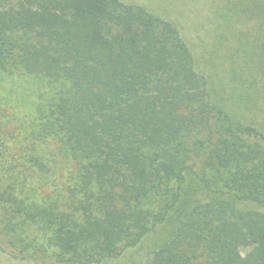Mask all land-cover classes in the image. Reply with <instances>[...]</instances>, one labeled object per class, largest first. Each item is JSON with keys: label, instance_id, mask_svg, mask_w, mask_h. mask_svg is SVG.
Segmentation results:
<instances>
[{"label": "trees", "instance_id": "1", "mask_svg": "<svg viewBox=\"0 0 264 264\" xmlns=\"http://www.w3.org/2000/svg\"><path fill=\"white\" fill-rule=\"evenodd\" d=\"M184 1L197 48L137 3L0 0V75L52 92L0 157V251L264 264V0Z\"/></svg>", "mask_w": 264, "mask_h": 264}, {"label": "rangeland", "instance_id": "2", "mask_svg": "<svg viewBox=\"0 0 264 264\" xmlns=\"http://www.w3.org/2000/svg\"><path fill=\"white\" fill-rule=\"evenodd\" d=\"M126 3H137L146 6L150 11L157 13L161 12L171 20L178 23L182 34L189 37L190 42L194 47H199V43L204 40L208 41L205 34L206 27L203 26L202 17L197 15L195 11H191L185 6L184 0H120ZM204 14V10L202 11ZM51 90L48 86L39 84L36 79L31 77L8 76L0 75V152L3 156L7 155V147L15 141L23 140V137L28 134L32 122L36 116V111L45 105L47 98L51 95ZM234 109L240 105H228ZM240 108V107H239ZM247 116L246 110L242 111ZM14 118L13 126L15 134L10 133L8 122L10 118ZM10 119V120H9ZM12 121V120H11ZM17 125H15V123ZM34 125V124H33ZM9 131V132H8ZM11 134V135H10ZM14 135V136H13ZM13 152V151H12ZM52 183V181L50 182ZM241 208H253L252 203H239ZM158 238V233H152L141 241L138 245L128 248L116 258L108 259L100 264H143L146 257L152 251ZM0 245L8 252L9 246L5 243ZM45 246V245H43ZM36 264H56L52 259L45 258L43 254H38ZM0 264H28L10 258L7 253L0 251ZM35 264V263H31Z\"/></svg>", "mask_w": 264, "mask_h": 264}]
</instances>
